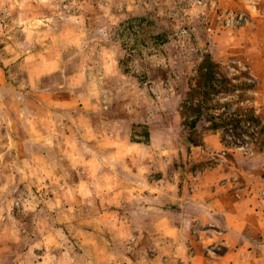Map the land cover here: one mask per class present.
<instances>
[{
    "label": "rangeland",
    "instance_id": "374dc122",
    "mask_svg": "<svg viewBox=\"0 0 264 264\" xmlns=\"http://www.w3.org/2000/svg\"><path fill=\"white\" fill-rule=\"evenodd\" d=\"M207 54L212 112L251 119L186 148ZM247 204L264 214V0H0V264H204Z\"/></svg>",
    "mask_w": 264,
    "mask_h": 264
},
{
    "label": "trees",
    "instance_id": "16d2710c",
    "mask_svg": "<svg viewBox=\"0 0 264 264\" xmlns=\"http://www.w3.org/2000/svg\"><path fill=\"white\" fill-rule=\"evenodd\" d=\"M216 73V63L207 54L199 65V72L194 88L190 89L188 99L194 100L190 107H184L186 119L180 124L177 134L178 139L186 148H198L201 146V133H213L220 128L239 124L251 119V112L230 113L215 115L212 112L214 80ZM195 97V98H194ZM132 134L144 139H149L150 131L146 125L132 123ZM138 141V140H137ZM136 141V142H137Z\"/></svg>",
    "mask_w": 264,
    "mask_h": 264
},
{
    "label": "crops",
    "instance_id": "0c3cea01",
    "mask_svg": "<svg viewBox=\"0 0 264 264\" xmlns=\"http://www.w3.org/2000/svg\"><path fill=\"white\" fill-rule=\"evenodd\" d=\"M208 141L209 137L204 139L205 145ZM147 211L148 208H145L144 212ZM243 211L239 212L235 221L226 215L223 222L224 231L219 233V237L213 239V241L216 239L219 241L218 245L223 252L213 255L211 259L207 258L206 261L200 258V262L204 264H264V214L257 213L252 207L249 208L248 204Z\"/></svg>",
    "mask_w": 264,
    "mask_h": 264
},
{
    "label": "clouds",
    "instance_id": "9594fccd",
    "mask_svg": "<svg viewBox=\"0 0 264 264\" xmlns=\"http://www.w3.org/2000/svg\"><path fill=\"white\" fill-rule=\"evenodd\" d=\"M22 6H23V5H21V7H22ZM25 163H26V165H27V162H25ZM20 171L23 172V169H20Z\"/></svg>",
    "mask_w": 264,
    "mask_h": 264
}]
</instances>
